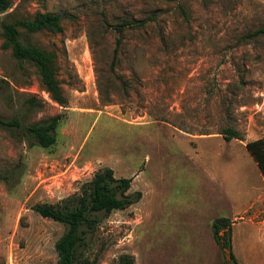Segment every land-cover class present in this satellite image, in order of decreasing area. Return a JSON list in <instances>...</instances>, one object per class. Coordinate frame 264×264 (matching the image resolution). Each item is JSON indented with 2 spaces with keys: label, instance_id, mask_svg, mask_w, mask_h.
<instances>
[{
  "label": "rangeland",
  "instance_id": "1",
  "mask_svg": "<svg viewBox=\"0 0 264 264\" xmlns=\"http://www.w3.org/2000/svg\"><path fill=\"white\" fill-rule=\"evenodd\" d=\"M156 9L147 29L118 31ZM44 12L62 32L21 34L56 55L64 104L4 47L3 21ZM262 26L264 0H13L0 14V117L23 127L0 125V264H57L67 227L34 206L73 198L104 167L143 195L90 233L94 264H264V176L247 148L264 137V33L249 36ZM55 115V144H32L23 128ZM220 217L236 261L215 240Z\"/></svg>",
  "mask_w": 264,
  "mask_h": 264
},
{
  "label": "trees",
  "instance_id": "2",
  "mask_svg": "<svg viewBox=\"0 0 264 264\" xmlns=\"http://www.w3.org/2000/svg\"><path fill=\"white\" fill-rule=\"evenodd\" d=\"M12 1L0 0V14L11 8ZM180 9L188 18L186 8L181 5ZM159 12L156 9L146 18L124 20L118 24L117 29L120 33L126 30L142 31L147 29L151 23L158 21ZM1 27L5 38L4 47L12 49V54L19 64L29 63L35 66L51 98L60 104H64L66 99L63 96L57 75L56 55L52 51L25 41L21 34V29L31 34L44 30L62 32L61 15L52 12L38 13L33 18L18 19L11 22L3 21ZM260 33H264V26L250 33L249 36L253 37ZM119 43L115 57H117ZM33 102V99L30 100V103ZM60 120L61 115H55L46 121L25 126L23 130L32 144L48 148L54 145L57 140ZM0 125L7 129L23 127V123L18 117L10 120L0 117ZM219 133L223 134L226 140L242 139L239 132L233 127H227ZM247 148L264 176V137L249 141ZM1 180H6L2 174H0ZM132 181L131 177L118 178L111 167H104L96 171L91 180L84 182L79 194L73 198L62 203H40L34 206V209L43 217L61 222L67 227L55 244L58 253L57 264H94L87 253L90 250V233H93L103 219L113 211L125 210L141 200L143 195L141 191L129 192ZM222 231H225V235H221ZM213 232L216 242L222 246L225 252L228 250L231 258L236 261L232 252V221L226 217L215 219ZM132 263L131 257L121 256L117 264Z\"/></svg>",
  "mask_w": 264,
  "mask_h": 264
}]
</instances>
